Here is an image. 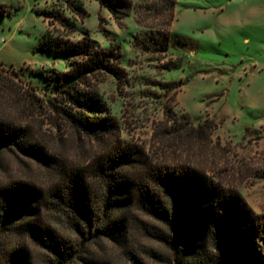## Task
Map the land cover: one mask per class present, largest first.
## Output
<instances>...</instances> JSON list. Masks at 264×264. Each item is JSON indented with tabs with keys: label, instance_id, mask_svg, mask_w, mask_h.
<instances>
[{
	"label": "rangeland",
	"instance_id": "1",
	"mask_svg": "<svg viewBox=\"0 0 264 264\" xmlns=\"http://www.w3.org/2000/svg\"><path fill=\"white\" fill-rule=\"evenodd\" d=\"M81 2L83 18L63 0H0V120L23 126L31 138L71 164H85L121 144L143 150L155 164L188 162L240 194L255 213H264V0H177L166 54L134 43L135 34L144 29L135 11L117 17L97 0ZM134 2L148 14L142 8L145 0ZM52 8L73 19L75 27L64 29L38 13ZM47 28L73 40L89 36L101 47L120 49L124 76L100 73L91 79L92 93L115 119L113 134L78 132L48 102L43 89L49 83L35 72L62 71L67 64L64 54L36 48ZM165 62L177 67L166 69ZM181 113L189 114L195 126L213 120L211 135L197 144H182L178 133L186 128L175 130ZM56 178L17 149L0 153L1 188L22 182L46 192ZM5 204L0 198V214ZM50 206L48 201L40 206L37 221L76 239L66 215ZM132 214L127 243L100 239L91 247L95 256L106 264H136L128 253L132 250L146 264H169L151 253L170 252L168 244L147 231L158 223L137 208ZM2 220L0 264L9 263L21 245L34 264H50V254L30 233L5 230Z\"/></svg>",
	"mask_w": 264,
	"mask_h": 264
},
{
	"label": "trees",
	"instance_id": "2",
	"mask_svg": "<svg viewBox=\"0 0 264 264\" xmlns=\"http://www.w3.org/2000/svg\"><path fill=\"white\" fill-rule=\"evenodd\" d=\"M63 1L73 13L84 17L81 0ZM97 1L117 17L135 11L136 22L144 29L135 34L134 43L144 51L166 54L173 37L170 26L177 0H145L142 8L148 14L134 0ZM38 13L58 21L64 29L75 27V21L60 9ZM150 18L152 23L147 21ZM36 48L66 57L65 70L35 72L47 79L49 85L37 87L44 88V95L63 123L89 135L113 134L115 119L92 93L91 79L100 73L119 79L124 76L120 49L101 47L89 36L73 40L49 28ZM163 66L177 67L169 62ZM164 85L170 90L171 84ZM178 116L180 126L175 130L186 128V132L178 133L182 144H197L211 135L213 120L206 118L195 126L189 114ZM14 149L35 158L57 178L46 192L22 182L0 187V198L6 203L0 219L5 230L15 229L19 235L30 233L50 254V264H106L102 257L95 256L92 245L100 239L125 245L134 208L158 223L152 232L147 231L168 244L170 252L167 257L153 250L151 253L166 263L264 264V213H255L240 194L188 162L155 164L143 150L121 144L85 164H71L31 138L23 126L0 120V153ZM47 201L53 210L66 215L76 239L37 221L39 208ZM128 253L136 264H146L132 250ZM8 262L2 264H34L23 245Z\"/></svg>",
	"mask_w": 264,
	"mask_h": 264
}]
</instances>
